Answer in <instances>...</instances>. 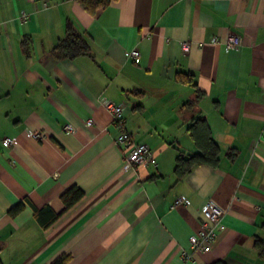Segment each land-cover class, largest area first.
Segmentation results:
<instances>
[{"label": "crops", "instance_id": "1", "mask_svg": "<svg viewBox=\"0 0 264 264\" xmlns=\"http://www.w3.org/2000/svg\"><path fill=\"white\" fill-rule=\"evenodd\" d=\"M67 21L90 56L43 58ZM230 32L241 36L239 50L211 42ZM134 48L138 64L124 56ZM184 73L203 92L198 100L177 80ZM100 96L127 105L124 127L155 164L124 169ZM195 118L206 120L220 161L177 180V155L197 152L186 130ZM3 138L15 142L4 147ZM72 186L84 197L62 213L60 195ZM178 197L189 204L175 205ZM208 201L224 228L210 251H192ZM19 202L23 211L10 217ZM257 237L264 240V0H111L93 16L75 0H0L1 264L63 255L65 264H264Z\"/></svg>", "mask_w": 264, "mask_h": 264}, {"label": "trees", "instance_id": "2", "mask_svg": "<svg viewBox=\"0 0 264 264\" xmlns=\"http://www.w3.org/2000/svg\"><path fill=\"white\" fill-rule=\"evenodd\" d=\"M77 4L85 10L88 14L94 15L99 9L106 8L111 0H75ZM31 40L23 37L21 46L26 56L30 54ZM79 56H90V49L85 39L75 30L71 22L67 21L65 25V35L60 39L52 49L43 55L45 57H52L54 59H74ZM177 80L182 83L191 84L196 89V100L202 97L201 92L193 81V74L184 73L178 75ZM187 132L189 137L193 141L197 152L193 154L181 155L178 154L175 159V165L173 168V174L177 180L182 179L189 174L195 166L206 165L215 168L219 164L220 150L217 144L213 141L211 136V130L207 122L203 118L193 119L188 127ZM228 158L233 159L234 153L231 151L227 154ZM84 197V192L76 186H72L65 190L60 199L64 205L62 213L68 211L76 203H78ZM25 204L19 202L7 211L10 217H15L23 211ZM39 211L35 209V214ZM46 225V224H45ZM44 225V226H45ZM255 246L259 251V254L264 252V240L260 238L255 239ZM66 256H60L52 264H65L67 261ZM1 264V261H0Z\"/></svg>", "mask_w": 264, "mask_h": 264}, {"label": "built area", "instance_id": "3", "mask_svg": "<svg viewBox=\"0 0 264 264\" xmlns=\"http://www.w3.org/2000/svg\"><path fill=\"white\" fill-rule=\"evenodd\" d=\"M20 19L25 21L27 16L22 13ZM211 42L221 44L226 52L237 51L243 46L241 36L232 32L228 33L224 38H218L215 36L211 39ZM179 45L183 52H189V41H180ZM124 56L136 64L140 62V52L135 48L124 51ZM98 104L110 114L111 121L118 130L114 142L122 151L124 169L131 167L133 164L142 167L147 166L150 163L155 164V154L150 150L149 146L145 143L135 142L130 133L126 131L124 127L123 113L126 110L127 105L124 103L117 104L105 96H100L98 98ZM92 123V119H87L83 122L86 127L92 125ZM63 130L73 133L75 127L73 124L67 122L63 125ZM24 133L27 137L34 140H42L44 137L41 132L30 129L25 130ZM1 142L4 147H8L15 142V139L3 138ZM180 204L187 205L189 204V201L183 197H178L175 200V205ZM201 214L203 217V225L197 234L189 237L190 249L192 251L208 252L210 251V245L215 238L216 231L224 228L222 222L224 214L222 210L211 201H208L203 205ZM189 254L188 251L184 252L186 257H189Z\"/></svg>", "mask_w": 264, "mask_h": 264}]
</instances>
